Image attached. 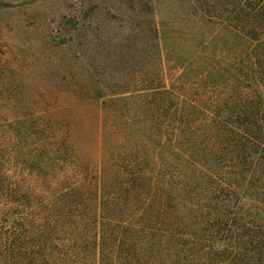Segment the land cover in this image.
<instances>
[{"label": "trees", "instance_id": "16d2710c", "mask_svg": "<svg viewBox=\"0 0 264 264\" xmlns=\"http://www.w3.org/2000/svg\"><path fill=\"white\" fill-rule=\"evenodd\" d=\"M116 10L112 81L76 91L101 107L100 166L65 121L37 119L38 181L0 182V264H264V0H185L175 13L221 27L195 51L180 32L171 46L158 0ZM86 36L84 61L101 59Z\"/></svg>", "mask_w": 264, "mask_h": 264}, {"label": "rangeland", "instance_id": "374dc122", "mask_svg": "<svg viewBox=\"0 0 264 264\" xmlns=\"http://www.w3.org/2000/svg\"><path fill=\"white\" fill-rule=\"evenodd\" d=\"M120 3L126 0H0V182L34 185L38 181L30 154L36 149L32 125L39 118L65 121L77 156L90 173L99 168L101 107L91 98L83 105L76 91L87 79L112 81L109 59L114 58V49L107 36L124 35L116 10ZM183 5L185 0H158L161 20L172 31L167 37L171 46L177 39L174 31L180 32L179 47L186 50L185 45H190L195 51L200 42L217 36L221 27L202 25L174 12ZM87 34L98 39L93 48L101 59L92 55L84 61L82 52L88 43L82 35ZM220 47L217 44L216 49ZM180 48L175 58L164 60L168 86L182 73ZM50 181L40 183V191H47L43 184L56 189L62 183Z\"/></svg>", "mask_w": 264, "mask_h": 264}]
</instances>
